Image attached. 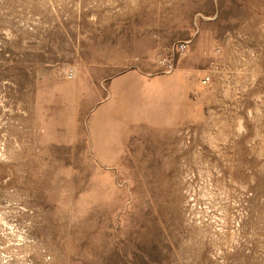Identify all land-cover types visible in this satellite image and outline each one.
<instances>
[{
  "label": "rangeland",
  "instance_id": "obj_1",
  "mask_svg": "<svg viewBox=\"0 0 264 264\" xmlns=\"http://www.w3.org/2000/svg\"><path fill=\"white\" fill-rule=\"evenodd\" d=\"M0 264H264V0H0Z\"/></svg>",
  "mask_w": 264,
  "mask_h": 264
},
{
  "label": "built area",
  "instance_id": "obj_2",
  "mask_svg": "<svg viewBox=\"0 0 264 264\" xmlns=\"http://www.w3.org/2000/svg\"><path fill=\"white\" fill-rule=\"evenodd\" d=\"M205 83V82H204Z\"/></svg>",
  "mask_w": 264,
  "mask_h": 264
}]
</instances>
